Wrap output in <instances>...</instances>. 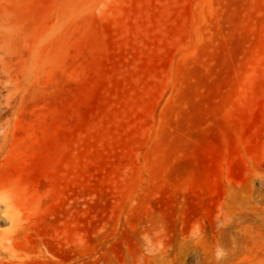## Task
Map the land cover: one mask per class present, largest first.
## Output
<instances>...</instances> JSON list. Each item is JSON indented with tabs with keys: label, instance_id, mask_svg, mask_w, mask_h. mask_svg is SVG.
<instances>
[{
	"label": "rangeland",
	"instance_id": "rangeland-1",
	"mask_svg": "<svg viewBox=\"0 0 264 264\" xmlns=\"http://www.w3.org/2000/svg\"><path fill=\"white\" fill-rule=\"evenodd\" d=\"M264 0H0V264H264Z\"/></svg>",
	"mask_w": 264,
	"mask_h": 264
},
{
	"label": "bare ground",
	"instance_id": "bare-ground-1",
	"mask_svg": "<svg viewBox=\"0 0 264 264\" xmlns=\"http://www.w3.org/2000/svg\"><path fill=\"white\" fill-rule=\"evenodd\" d=\"M256 221L260 222L262 224V226H264V212L263 213H259L256 216Z\"/></svg>",
	"mask_w": 264,
	"mask_h": 264
}]
</instances>
